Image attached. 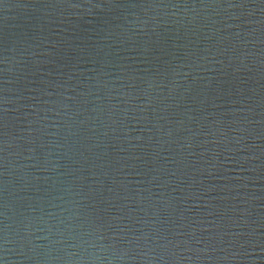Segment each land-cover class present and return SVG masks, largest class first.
I'll return each mask as SVG.
<instances>
[{
    "label": "water",
    "instance_id": "obj_1",
    "mask_svg": "<svg viewBox=\"0 0 264 264\" xmlns=\"http://www.w3.org/2000/svg\"><path fill=\"white\" fill-rule=\"evenodd\" d=\"M0 264H264V3L0 0Z\"/></svg>",
    "mask_w": 264,
    "mask_h": 264
},
{
    "label": "snow or ice",
    "instance_id": "obj_2",
    "mask_svg": "<svg viewBox=\"0 0 264 264\" xmlns=\"http://www.w3.org/2000/svg\"><path fill=\"white\" fill-rule=\"evenodd\" d=\"M261 3H264V0H261Z\"/></svg>",
    "mask_w": 264,
    "mask_h": 264
}]
</instances>
